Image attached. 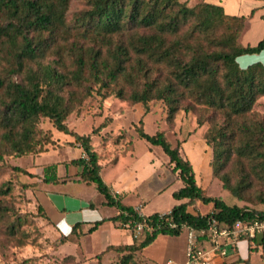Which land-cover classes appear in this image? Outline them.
Masks as SVG:
<instances>
[{"label":"trees","instance_id":"obj_1","mask_svg":"<svg viewBox=\"0 0 264 264\" xmlns=\"http://www.w3.org/2000/svg\"><path fill=\"white\" fill-rule=\"evenodd\" d=\"M68 3L0 0V15L4 16L0 22V162L4 155L38 154L52 144L50 135L38 127L40 120H48L82 149L83 156L71 160L80 170L73 182L92 186L103 196L105 206L115 207L119 214L108 220L120 226L128 219L122 213H132V207L112 197L104 181L108 166L117 163L102 165L91 137L70 131L66 118L94 95L140 105L145 114L150 101H162L167 107V123L172 124L182 113L178 120L181 144L199 139L203 132V139L212 145V177L222 183V193L207 196L180 148L171 147L162 132L144 133L139 121L136 133L144 147L138 150V142L130 143L125 150L129 162L148 149L146 143L160 147L182 184L171 194L180 203L166 214L145 217L152 230L116 249L122 254L120 264H130L132 254L159 235H180L183 226L200 230L212 219L220 228L237 221L264 220V119L252 111L264 97V64L241 69L236 61L264 51V35L255 46H242L239 37L245 17L227 15L221 6L205 2L188 7L181 0H84L86 9L66 23ZM261 18L264 22V13ZM76 36L99 39L98 44L84 47L74 41ZM51 54L58 57L51 64L60 62V66L44 63ZM64 55L69 56L71 68L63 64ZM196 107L206 114V120L200 115L190 117ZM12 170L28 178L26 188L59 183L55 164L44 166L41 178L34 169ZM11 190L10 181L0 185V218L5 210L3 200ZM198 203L210 206V211H188ZM103 221H97L89 233ZM170 222L176 228L167 227ZM79 228L76 223L71 234ZM125 251L128 253L123 255ZM261 253L264 258V240ZM239 263L233 257L225 264Z\"/></svg>","mask_w":264,"mask_h":264},{"label":"rangeland","instance_id":"obj_2","mask_svg":"<svg viewBox=\"0 0 264 264\" xmlns=\"http://www.w3.org/2000/svg\"><path fill=\"white\" fill-rule=\"evenodd\" d=\"M181 1L185 2L188 7L201 1L220 5L227 14L243 16L249 14V11L256 8L260 2V0ZM85 9L84 0H69L64 21L72 22ZM3 17L0 15V22ZM263 34L264 24L258 12L247 20L246 24L244 23L239 43L242 46H255L262 39ZM97 40L99 39L81 40L79 36H76L74 41H79L86 47L98 44ZM53 48L50 49L52 52ZM56 59L58 57L51 54L46 57L44 63L51 64V61ZM236 61L241 69L257 62L264 64V51L259 54L240 56ZM63 64L67 68H71L68 55H64ZM51 65L55 67L60 66L61 63ZM161 75L163 77V72ZM185 104L187 102H184ZM252 111L264 119V97L257 100ZM193 112L190 114L192 119H195L196 115H200L202 120H206V114L201 112L198 107ZM166 115L167 107L162 101H150L149 112L145 114L140 105L130 106L119 103L111 97L101 99L94 95L86 98L68 115L65 122L67 128L73 133L91 137L93 149L100 155V159L107 163L106 165L116 161L115 166H108V170L104 172V178L113 179L119 174L126 175L130 184L135 188V194H139L138 198L144 202L141 211L144 216L153 213L166 214L174 205L180 203L173 199L171 194L181 188L182 184L170 169L168 157L158 146H150L146 143L148 149L143 152L139 151L137 158L129 162L125 150L131 147L130 143L138 142V150L144 147V141L140 140L136 133L139 121H142L140 127L144 133L151 136L162 132L171 147L180 148L181 155L191 163L196 181L205 190L207 196L218 197L222 193V183L212 177L213 148L206 139H203V132L199 139L181 144L182 138L179 134L182 135V130L178 120L182 113L178 114L177 120L172 124L167 123ZM101 125H103L102 128L93 135L92 131ZM38 127L43 133L50 135L52 144L45 146L43 151L38 154L20 158L4 155L3 161L0 162V185L8 181L12 185L10 195L2 203L5 210L0 218V264H120L122 254L116 249H121L132 243V237L129 244L124 239V236H131L130 231L114 224L113 227L116 230L111 229L110 234H107L105 238L106 242L109 240L112 243L103 247L94 237L81 230L79 233L63 238V236L70 235L71 229L62 224L58 227L57 232L42 209H39L36 193L39 187L55 189L62 194L89 199L93 197V202L96 204L103 200V196L95 193L92 186L70 181L58 184L57 187L46 184V187H43V183H39L37 187L30 189L26 188L29 183L28 178L21 174L15 175L13 172V167L34 169L38 177L41 178L42 168L49 164H55L60 169V175L64 176L62 178L66 181V178H69L66 173H70L74 167L71 165V160L83 156L82 149L74 139L55 130L48 120H40ZM207 127L209 126L205 124L204 129ZM132 168L136 170L135 179L131 176L130 169ZM109 183L111 184V181H108ZM140 206L142 205L140 204ZM188 211L193 214H205L210 211V206L198 203L189 207ZM52 216V219L56 221L62 218L60 214ZM79 217V215L69 216L68 222L82 220ZM119 229L124 230L126 235ZM127 253L125 251L123 255ZM184 253L185 233L183 231L178 236L159 235L149 246L133 253L130 264H165L167 260L180 264L184 260ZM253 256L252 260L254 261L256 256Z\"/></svg>","mask_w":264,"mask_h":264},{"label":"crops","instance_id":"obj_3","mask_svg":"<svg viewBox=\"0 0 264 264\" xmlns=\"http://www.w3.org/2000/svg\"><path fill=\"white\" fill-rule=\"evenodd\" d=\"M201 2H203V1H201ZM263 5H264L263 1L260 0L259 5L256 8L251 9L249 11V14H247L246 16L227 14L224 11L223 7L222 6L221 7H222L224 13L227 15L245 17V24H246V21L251 19L255 13L259 12V15L262 17V15L264 13ZM218 6H220V5H218ZM263 24H264V22H263ZM101 164L106 165L107 163H104L103 161H101ZM72 168L73 169L70 173H66V175L69 178H66V181H65V179L62 178L64 176L60 175L59 167H57L56 174H57V177L59 178L58 184H64L66 182H70V181H74V180L78 179V174L80 172L79 168H77L75 166ZM130 172H132L131 173L132 178L135 179L134 173L136 172V170L132 168V169H130ZM174 174L176 175V173H174ZM104 181L107 183L108 187L110 188L112 197H114L116 200H119L122 205L134 208V207L141 204L142 206L140 209L142 211V209H143L142 207L144 206V202L141 198H138L139 194H135V188L130 184L129 179H127L126 175L119 174L118 177H114L113 179H109V178L105 177ZM108 181L109 182L111 181V184L110 183L108 184ZM58 184H56V185L46 184V185L57 187ZM44 186H45V184H43V187ZM94 192L97 193L96 191H94ZM36 193H37V200H38L39 207L42 209L46 218L53 225V227L56 229L57 232H58V227H60L62 224H65V227L70 228L72 231V227L76 223H79L80 228L78 229V233L81 230L83 233L86 232L87 234L91 235L101 244V247L109 245L110 243H112V242H109V240H107L108 242H106L105 238H106L107 234H110L111 229L116 230V229H114L113 226H114V224H117V223H114L108 219L118 215L119 211L115 207L105 206L104 205V202H105L104 198H103V200H100L98 203L95 204L93 202V197L89 199V198L74 196V195H70V194L69 195L68 194H62L58 191H55V189L50 190V189H45V188L39 187L38 192H36ZM53 214H57V215L60 214V215H62V218L58 221L53 220L52 219ZM75 215H79L80 216L79 218H81L82 220H80L78 222H68L69 216L73 217ZM101 220H104V221L99 226H97L96 230L89 233L90 228H92L93 225L97 221H101ZM119 230H121V229H119ZM71 231H70V235H66L67 237H70L72 235ZM120 232L123 233L124 235H126L124 230H121ZM121 236L123 237V235H121ZM129 238H130V241H129ZM124 239L129 244L131 242L132 238H131V236H129V237L124 236ZM253 255L256 256V260H254V261L252 260L253 259L252 257H254ZM233 257H235V259L240 260L239 264H264V258L262 257L261 249L250 250L248 247V244L244 241H241L237 245V253L230 256V257H227L222 262V264H225L226 262L229 261L230 258H233ZM184 260H185V253H184ZM184 260H183V262H184ZM182 263H180V264H182ZM175 264H177V263H175ZM219 264H221V263H219Z\"/></svg>","mask_w":264,"mask_h":264},{"label":"built area","instance_id":"obj_4","mask_svg":"<svg viewBox=\"0 0 264 264\" xmlns=\"http://www.w3.org/2000/svg\"><path fill=\"white\" fill-rule=\"evenodd\" d=\"M141 206L132 208V213L124 211L126 223L120 228L130 231L132 238L140 237L145 231H151L152 226L145 222ZM161 219L162 216H159ZM174 229L172 222L166 224ZM185 233V260L182 264H219L237 253V245L244 241L250 250L261 249L264 240V220L251 223L237 221L231 227L220 228L214 219L210 220L206 228L194 230L181 227ZM165 264H175L167 260Z\"/></svg>","mask_w":264,"mask_h":264}]
</instances>
